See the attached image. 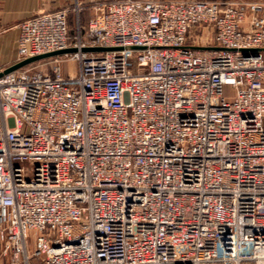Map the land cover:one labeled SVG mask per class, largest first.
Wrapping results in <instances>:
<instances>
[{"label": "built area", "instance_id": "1", "mask_svg": "<svg viewBox=\"0 0 264 264\" xmlns=\"http://www.w3.org/2000/svg\"><path fill=\"white\" fill-rule=\"evenodd\" d=\"M69 13L0 77V264H264V2Z\"/></svg>", "mask_w": 264, "mask_h": 264}, {"label": "crops", "instance_id": "2", "mask_svg": "<svg viewBox=\"0 0 264 264\" xmlns=\"http://www.w3.org/2000/svg\"><path fill=\"white\" fill-rule=\"evenodd\" d=\"M77 1L94 9L97 4L108 0H0V73L15 66L18 62L21 23L39 12L71 7ZM83 22L86 24L88 21Z\"/></svg>", "mask_w": 264, "mask_h": 264}, {"label": "rangeland", "instance_id": "3", "mask_svg": "<svg viewBox=\"0 0 264 264\" xmlns=\"http://www.w3.org/2000/svg\"><path fill=\"white\" fill-rule=\"evenodd\" d=\"M223 1H236V0H223ZM255 1H259V0H255ZM77 3H79L81 5V7H80L81 9H80L79 15H77V12H76L77 11L76 10V8H77L76 4ZM63 9H69L70 10V13H69V24H70L71 30L75 29L76 20L78 19V16H79V20L81 21V23L83 25H86L88 22L85 24L83 21L84 20L89 21L91 19L92 15H93V13H94V11H93L94 9L89 8L84 3H81V2H78V1L75 4H73L71 7H67V8H63ZM70 65H71V67H73L74 70L77 69V65L75 63H72V64L65 63V68H67ZM2 264H6V263L3 262Z\"/></svg>", "mask_w": 264, "mask_h": 264}, {"label": "water", "instance_id": "4", "mask_svg": "<svg viewBox=\"0 0 264 264\" xmlns=\"http://www.w3.org/2000/svg\"><path fill=\"white\" fill-rule=\"evenodd\" d=\"M110 49H104V48H86L85 51H89V52H98V51H108ZM76 49L70 48V49H66V50H61V51H56V52H52V53H47V54H43V55H39V56H35L29 59H26L22 62L17 63L15 66L9 68L8 70H6L3 73H0V77L3 76L4 74L16 71L22 67H25L27 65H30L32 63H36L45 59H49L52 57H56V56H60L66 53H72L75 52Z\"/></svg>", "mask_w": 264, "mask_h": 264}]
</instances>
